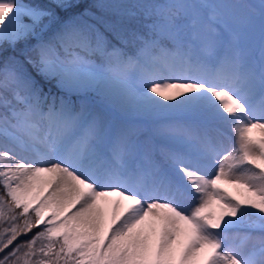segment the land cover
<instances>
[{
    "label": "rangeland",
    "instance_id": "374dc122",
    "mask_svg": "<svg viewBox=\"0 0 264 264\" xmlns=\"http://www.w3.org/2000/svg\"><path fill=\"white\" fill-rule=\"evenodd\" d=\"M57 1L37 25L0 16V34L14 37L0 48V179L9 194L36 198L25 221L62 231L70 246L54 250L58 264H80L70 249L81 264H264V0ZM29 3L48 7L0 8ZM160 38L168 44L150 49ZM28 53L60 89L95 74L75 112L65 110L68 87L54 102L39 92ZM48 116L61 119L58 143L122 185L101 187L117 195L93 203L90 226L69 219L71 197L57 194L46 166L13 164L11 149L42 152ZM15 218L0 198V264H38L44 237L15 235ZM138 218L145 240L119 247L124 221ZM25 241L34 250L13 252Z\"/></svg>",
    "mask_w": 264,
    "mask_h": 264
},
{
    "label": "bare ground",
    "instance_id": "6f19581e",
    "mask_svg": "<svg viewBox=\"0 0 264 264\" xmlns=\"http://www.w3.org/2000/svg\"><path fill=\"white\" fill-rule=\"evenodd\" d=\"M41 125L44 129V137L41 142L42 152L37 156H31L11 149L13 155H19L20 157V160L18 158L14 159L13 164L15 166H21L22 162L32 164L35 173L38 172L39 168L37 164H41V167L46 166L50 173L49 180L57 194L61 198L66 196L71 197L69 205L66 207L69 219L75 223L85 226L88 224L90 226L97 218L95 208H92L93 203L102 201L106 197L112 199L117 195L116 191H102L100 190L101 187L105 186V184H113L116 187L122 188V185L119 186V183L113 179L110 181L104 180V177H101L94 169H91L86 161L82 160L81 162L78 159V148L75 144L70 143L67 146H63L58 143L56 126H61V119L55 116H48V119L41 123ZM72 197H75L74 200H72ZM124 223L126 237L117 240L119 247L125 248L131 246L134 248L140 241L145 240L147 236L145 220L140 218L136 220L126 219Z\"/></svg>",
    "mask_w": 264,
    "mask_h": 264
},
{
    "label": "trees",
    "instance_id": "16d2710c",
    "mask_svg": "<svg viewBox=\"0 0 264 264\" xmlns=\"http://www.w3.org/2000/svg\"><path fill=\"white\" fill-rule=\"evenodd\" d=\"M46 2L48 3V7L45 10L44 7L37 5V4H30L29 6H21V5H15L12 7V9L10 11H5L3 9L0 10V16H2L3 14L5 15H10L11 17H16V18H22V20L31 22L32 25H37L38 21H40L45 15H47L48 13H50V11H52L54 9V12H58V1L57 0H46ZM3 34H0V48H2L4 45H8L9 43H11V41H13L14 37L13 36H9V37H2ZM3 44V45H1ZM157 44L166 46L168 44V42L162 38L158 39L156 42H154V44H151V46L149 47L150 49H155L157 48ZM64 53H70L69 50H66V52ZM64 53H62V55L64 56ZM27 57V62H28V66L30 71H32V73L36 74L37 80H38V84H39V92H43V91H49L48 92V96H47V101L51 100V101H55L57 98L64 96L65 94L63 93V88L68 87L71 95H70V101L66 103V107H69L70 110L75 111L77 109V105H76V97H80V96H85L88 97V95L91 92V89L94 87L95 82H96V77L94 73H91V75L89 76V78H86L84 75L82 74H74L73 76H71L68 80V82L66 84H61L59 86H61L62 89H60L56 83H51V81L57 80V78L54 77H49V78H44L40 73L39 70L41 68V60L35 56L34 54L28 53L26 55ZM102 74H100L101 76ZM47 85H49L50 87H53V89L50 91L47 89ZM17 100V99H16ZM92 101V100H91ZM93 105V104H92ZM8 114L9 111L7 112ZM11 115V114H10ZM1 171H0V178H1ZM0 198L2 199V201L5 203L6 205V209L11 210V212H13L16 216L17 219L15 218V235L20 234L23 230L26 231L24 234H28L32 236V234L34 232H39V235H41V237L43 238L42 244L39 245L38 250L40 251L39 253V258L38 256L36 257V259L38 260V264H58V260L59 258H55L54 256V250L58 249L60 250V248H63L64 246H70V244H68L67 241H63L61 240L62 238V231L60 229H52V227L50 226H38V224L35 223H31L29 221H25L26 216L31 215L32 213H34V201H36V198L33 199L29 196H15L12 194H9L7 191L4 190L3 184L1 182L0 179ZM32 201V202H31ZM33 203V204H32ZM21 222H18V221ZM20 236V235H19ZM18 236V237H19ZM81 242V238H77L75 240V242H73V246H81L80 245ZM95 243H99V241L94 240V244ZM37 245V244H34ZM24 246V247H22ZM42 248H41V247ZM9 247V246H8ZM22 247L23 248H32L34 250V248L36 246H28L27 242L25 241V243L21 244L20 246H14L12 248L13 252H16L17 250H20ZM17 253H19L17 251ZM16 253V254H17ZM38 253V252H37ZM67 253L70 254V260L72 262H79L81 264V261H85V258L82 257L81 252L78 250H69ZM66 253V254H67ZM15 256V255H14ZM63 257H65L63 255ZM109 259L106 256H102V258L97 262V264H109ZM65 261V259H64ZM146 262L149 264H157L156 262H154L150 257L146 258ZM88 264H93L91 262H86Z\"/></svg>",
    "mask_w": 264,
    "mask_h": 264
}]
</instances>
